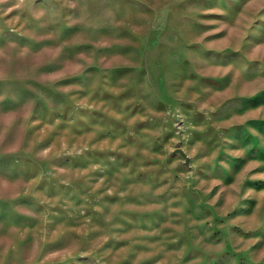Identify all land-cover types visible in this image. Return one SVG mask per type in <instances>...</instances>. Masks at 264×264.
Segmentation results:
<instances>
[{"label": "rangeland", "instance_id": "obj_1", "mask_svg": "<svg viewBox=\"0 0 264 264\" xmlns=\"http://www.w3.org/2000/svg\"><path fill=\"white\" fill-rule=\"evenodd\" d=\"M0 264H264V0H0Z\"/></svg>", "mask_w": 264, "mask_h": 264}, {"label": "water", "instance_id": "obj_2", "mask_svg": "<svg viewBox=\"0 0 264 264\" xmlns=\"http://www.w3.org/2000/svg\"><path fill=\"white\" fill-rule=\"evenodd\" d=\"M175 152H179L182 156H184L186 164L189 163L190 159L182 148H177Z\"/></svg>", "mask_w": 264, "mask_h": 264}]
</instances>
